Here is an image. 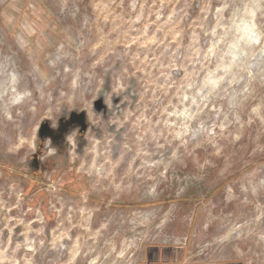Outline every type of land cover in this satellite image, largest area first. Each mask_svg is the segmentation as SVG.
I'll return each instance as SVG.
<instances>
[{
    "label": "rangeland",
    "instance_id": "obj_1",
    "mask_svg": "<svg viewBox=\"0 0 264 264\" xmlns=\"http://www.w3.org/2000/svg\"><path fill=\"white\" fill-rule=\"evenodd\" d=\"M186 239L264 264V0H0V264Z\"/></svg>",
    "mask_w": 264,
    "mask_h": 264
},
{
    "label": "crops",
    "instance_id": "obj_2",
    "mask_svg": "<svg viewBox=\"0 0 264 264\" xmlns=\"http://www.w3.org/2000/svg\"><path fill=\"white\" fill-rule=\"evenodd\" d=\"M136 264H246L241 260H222L214 263H203L200 258L191 254L190 240L185 244L160 243L150 244L143 248L142 256Z\"/></svg>",
    "mask_w": 264,
    "mask_h": 264
}]
</instances>
